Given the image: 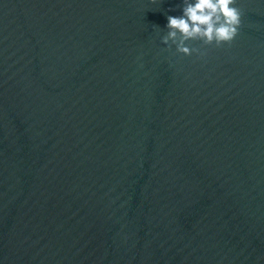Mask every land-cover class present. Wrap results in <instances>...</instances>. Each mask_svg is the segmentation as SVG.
I'll return each mask as SVG.
<instances>
[{
	"label": "water",
	"instance_id": "obj_1",
	"mask_svg": "<svg viewBox=\"0 0 264 264\" xmlns=\"http://www.w3.org/2000/svg\"><path fill=\"white\" fill-rule=\"evenodd\" d=\"M165 46L182 0H0V264H264V0Z\"/></svg>",
	"mask_w": 264,
	"mask_h": 264
},
{
	"label": "clouds",
	"instance_id": "obj_2",
	"mask_svg": "<svg viewBox=\"0 0 264 264\" xmlns=\"http://www.w3.org/2000/svg\"><path fill=\"white\" fill-rule=\"evenodd\" d=\"M241 24V11L235 0H182L180 15H168L167 32L160 37L167 46L189 55L196 51L185 43L201 39L205 44L231 41Z\"/></svg>",
	"mask_w": 264,
	"mask_h": 264
}]
</instances>
